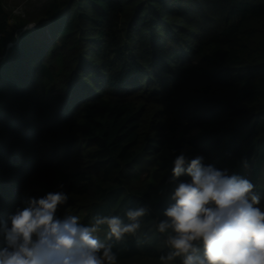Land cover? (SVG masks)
<instances>
[{
  "label": "trees",
  "instance_id": "16d2710c",
  "mask_svg": "<svg viewBox=\"0 0 264 264\" xmlns=\"http://www.w3.org/2000/svg\"><path fill=\"white\" fill-rule=\"evenodd\" d=\"M182 152L264 196V0L0 1V221L62 183L57 215L84 224L147 207L113 251L163 264Z\"/></svg>",
  "mask_w": 264,
  "mask_h": 264
},
{
  "label": "clouds",
  "instance_id": "9594fccd",
  "mask_svg": "<svg viewBox=\"0 0 264 264\" xmlns=\"http://www.w3.org/2000/svg\"><path fill=\"white\" fill-rule=\"evenodd\" d=\"M34 27L28 25V29ZM167 183L178 181L156 230L171 250L163 264H264V203L247 178L205 164L204 157L178 155ZM187 175L189 180H179ZM43 197H29L7 221H0V264H117L113 242L141 228L145 206L124 215H94L84 224L75 215L58 216L68 202L64 184ZM103 226L107 231L99 235Z\"/></svg>",
  "mask_w": 264,
  "mask_h": 264
},
{
  "label": "rangeland",
  "instance_id": "374dc122",
  "mask_svg": "<svg viewBox=\"0 0 264 264\" xmlns=\"http://www.w3.org/2000/svg\"><path fill=\"white\" fill-rule=\"evenodd\" d=\"M5 8L9 10L13 17L22 15L23 13H28L34 11L35 9L41 7L46 0H0ZM16 201L12 205V211H16L18 206H16ZM24 204L20 207L22 208Z\"/></svg>",
  "mask_w": 264,
  "mask_h": 264
}]
</instances>
